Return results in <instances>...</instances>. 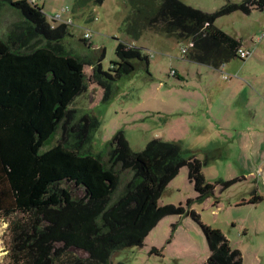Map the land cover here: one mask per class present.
<instances>
[{"label":"trees","instance_id":"obj_1","mask_svg":"<svg viewBox=\"0 0 264 264\" xmlns=\"http://www.w3.org/2000/svg\"><path fill=\"white\" fill-rule=\"evenodd\" d=\"M5 1L25 16L0 37V217L9 223L5 258L9 264H111L115 251L144 245L165 215L184 211L158 202L181 167H189L200 197L209 195L214 185L203 174L202 161L186 158L176 141L153 139L135 151L119 131L108 161L94 153L91 142L100 121L93 113L78 116L75 99L90 82L103 87L108 99L114 82L139 64L149 66L148 56L121 41L111 68L105 70L99 59L88 75L89 62L66 46L68 23L52 24L37 3ZM76 1L83 5L90 0ZM129 1L133 15L128 34L139 38L151 29L189 39V59L216 69L239 57L242 46L216 19L240 9L250 12L255 4L264 7V0L228 1L205 12L179 0ZM169 2L176 5L175 12L165 9ZM60 129L57 143L43 151ZM123 171L132 176L114 199ZM203 228L211 252L202 264H243V253L220 229Z\"/></svg>","mask_w":264,"mask_h":264},{"label":"rangeland","instance_id":"obj_2","mask_svg":"<svg viewBox=\"0 0 264 264\" xmlns=\"http://www.w3.org/2000/svg\"><path fill=\"white\" fill-rule=\"evenodd\" d=\"M27 1L31 3L32 0ZM179 1L195 9L215 12L228 1L241 3L244 0ZM76 2L37 0L36 3L52 24L67 20L70 34L66 46L89 62L85 66L88 75L93 70L91 64L99 59L105 70L111 68L112 62L118 59L116 49L121 41L141 48L149 58L148 67L139 64L132 74L114 82L108 99H105L103 87L94 82L75 99L72 106L78 116L93 113L100 121L91 142L92 151L108 161L111 141L119 131L124 132L135 151L145 149L153 139L176 141L186 158L202 161L203 174L214 185L209 195L200 197L195 182L190 179L189 167H181L158 202L159 206L174 205L183 207L184 211L165 215L148 233L144 245L115 251L111 264H202L211 252L204 225L220 229L231 246L241 250L245 264H264V143L252 142V138L245 135L247 128L259 124L264 116V96L262 100L259 91L253 93V89H260V86L254 87L256 80L247 79L250 87L243 78L246 73L264 70V7L255 4L250 12L240 9L216 19L218 27L240 39L244 46L255 47V51L246 60L236 57L227 62L225 68L212 69L183 53L184 48L191 46L189 39H178L151 29L145 30L139 38L128 34V19L133 15L129 0H104L102 3L90 0L83 5ZM165 9L172 13L177 7L169 2ZM59 14L62 18L53 20ZM23 20L21 8L0 0V37H6L12 24ZM173 69H179L190 80L187 87L182 82L183 89H174L173 86L180 82L172 75ZM198 71L203 73L200 85H197ZM237 77L243 80L229 81ZM204 82L210 85L208 91L201 86ZM194 85L198 86L200 97L196 93L191 95ZM169 88L171 91H167ZM183 96L188 103L203 105L208 98L212 106L230 107L232 113L227 118L230 121L224 129L227 132H215L204 117L198 123L201 112L194 114L192 120L169 112L173 108L180 109L173 104ZM61 133V129L57 131L53 141L42 150L55 145ZM131 176L129 171L121 173L122 184L114 199ZM69 186L82 194L72 183ZM8 226L9 223L0 217V264H9L5 258ZM78 253L86 256L84 252Z\"/></svg>","mask_w":264,"mask_h":264},{"label":"crops","instance_id":"obj_3","mask_svg":"<svg viewBox=\"0 0 264 264\" xmlns=\"http://www.w3.org/2000/svg\"><path fill=\"white\" fill-rule=\"evenodd\" d=\"M242 46L251 49L252 53L249 56V58L254 55L255 47L251 48V46H246V45L244 46L243 43H242ZM226 65H227V63L223 64L220 68H225ZM209 67H211V66H209ZM211 68L216 69L213 67H211ZM197 74H198L197 85H200V82L202 81L203 73H200L198 71ZM172 75L176 76V78L180 82V83L175 84L173 86V87H175L174 89H183V87H184L183 83L185 82V86L187 87L186 83L190 82V80L188 78H186L185 74L181 73V71L179 69H175V74H172ZM231 76L233 77V75H231ZM249 77H252L254 80H256V83H254L255 88H256V86H260V89H253L252 91H253V93H257L259 91L260 94L258 93V96L262 99L264 96V78H263L264 77V70L259 71V72L256 71V72L246 73L245 76H243L245 83H247V82L249 83V81H247V79H250ZM226 79H228V78H226ZM260 79L263 82L259 83ZM240 80H243V79L237 77L235 80L231 79L229 81L233 82V81H240ZM238 83H236V84H238ZM244 85H246V84H244ZM248 85L251 87V82ZM201 86H203L207 91L210 89V85L206 82H204V84L201 83ZM197 89H198V86L194 85L193 88L191 89L190 93H191V95L196 93L200 97V93L197 92ZM167 91H171V88H169ZM168 93H171V92H168ZM178 93H181V90ZM187 95H188V93H187ZM180 96H181V94H180ZM185 98H186V96H183V99L179 100V102H175L174 104L172 103L174 105V107L179 106L180 109L175 110V108H173L169 112H171L173 114H181L180 115L181 119H187L188 118L190 120L193 119L194 114H199L198 112H201L202 115L200 117H202V118L200 120H197L198 123L203 121L204 120L203 117H204L207 119L209 126L214 128L215 132H220L222 134H225V132H227L224 129L228 125L227 123H229V121H230L227 119L232 113V110H230V107L227 106L226 108L225 107L221 108V105H219V107L215 106V105L212 106V104L210 103L208 98L205 101H203V105L202 104L200 105V103L197 104L194 102L188 103ZM248 103H249V101H248ZM262 105H264V104H262ZM220 109H223V112H220L219 111ZM260 121L261 122L257 125L256 124L250 125L246 130L247 133L244 132L246 136H249L252 138V142L255 140V141H259L261 143H264V116L263 115L261 116ZM243 264H245L244 259H243Z\"/></svg>","mask_w":264,"mask_h":264},{"label":"built area","instance_id":"obj_4","mask_svg":"<svg viewBox=\"0 0 264 264\" xmlns=\"http://www.w3.org/2000/svg\"><path fill=\"white\" fill-rule=\"evenodd\" d=\"M36 2H37V0L31 1V3H33V4ZM63 11H65V9H63ZM60 18H62V16L59 14L53 20L57 21V20H60ZM61 21H62V23H68L67 20L61 19ZM89 35H90L89 33H86V37H89ZM190 45H192L191 42H190ZM187 52H188V48H184L183 53L186 54ZM251 53H252V51L250 49L244 48L243 46H240L237 50L238 56L243 60L249 58ZM172 74H175V70H172ZM225 77H227V76L225 75Z\"/></svg>","mask_w":264,"mask_h":264},{"label":"bare ground","instance_id":"obj_5","mask_svg":"<svg viewBox=\"0 0 264 264\" xmlns=\"http://www.w3.org/2000/svg\"><path fill=\"white\" fill-rule=\"evenodd\" d=\"M0 255H1V250H0Z\"/></svg>","mask_w":264,"mask_h":264}]
</instances>
